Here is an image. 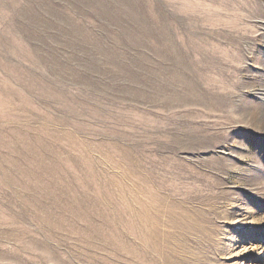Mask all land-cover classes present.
Masks as SVG:
<instances>
[{
	"label": "rangeland",
	"instance_id": "374dc122",
	"mask_svg": "<svg viewBox=\"0 0 264 264\" xmlns=\"http://www.w3.org/2000/svg\"><path fill=\"white\" fill-rule=\"evenodd\" d=\"M0 264H264V0H0Z\"/></svg>",
	"mask_w": 264,
	"mask_h": 264
}]
</instances>
